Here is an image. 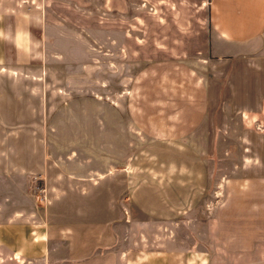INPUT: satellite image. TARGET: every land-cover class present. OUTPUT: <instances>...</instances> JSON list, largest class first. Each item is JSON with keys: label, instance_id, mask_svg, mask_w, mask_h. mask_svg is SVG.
Here are the masks:
<instances>
[{"label": "crops", "instance_id": "0c3cea01", "mask_svg": "<svg viewBox=\"0 0 264 264\" xmlns=\"http://www.w3.org/2000/svg\"><path fill=\"white\" fill-rule=\"evenodd\" d=\"M40 15L27 0H0L1 63L36 61ZM207 20L199 105L180 108L181 133L148 135L169 143L163 158L143 172L122 167L103 205L68 189L14 202L12 217L0 214V264H264V129L247 124L264 115V0H207ZM236 122L242 131L226 133ZM226 142L238 157L212 186L215 144Z\"/></svg>", "mask_w": 264, "mask_h": 264}, {"label": "rangeland", "instance_id": "374dc122", "mask_svg": "<svg viewBox=\"0 0 264 264\" xmlns=\"http://www.w3.org/2000/svg\"><path fill=\"white\" fill-rule=\"evenodd\" d=\"M27 4L41 13V54L29 64L0 62L4 219L12 217L14 202L23 208L32 197L44 203L65 189L103 205L105 182L120 183L122 167L143 172L162 159L169 143L148 135L186 129L180 108L187 103L195 110L201 100L203 69L197 57L207 52L211 30L207 0ZM253 118L248 127L264 129V115ZM132 119L140 122L145 139ZM243 125L236 122L226 133L238 134ZM222 133L216 129L215 134ZM238 150L232 142L215 144L210 185L216 171L229 169ZM180 227L177 234L184 240ZM210 239L201 240L208 244Z\"/></svg>", "mask_w": 264, "mask_h": 264}]
</instances>
